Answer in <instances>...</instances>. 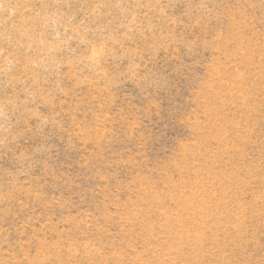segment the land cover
<instances>
[{
  "label": "rangeland",
  "instance_id": "1",
  "mask_svg": "<svg viewBox=\"0 0 264 264\" xmlns=\"http://www.w3.org/2000/svg\"><path fill=\"white\" fill-rule=\"evenodd\" d=\"M0 264H264V0H0Z\"/></svg>",
  "mask_w": 264,
  "mask_h": 264
}]
</instances>
